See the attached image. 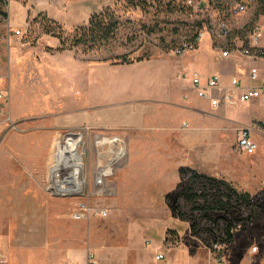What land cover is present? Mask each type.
Returning <instances> with one entry per match:
<instances>
[{
	"label": "rangeland",
	"instance_id": "1",
	"mask_svg": "<svg viewBox=\"0 0 264 264\" xmlns=\"http://www.w3.org/2000/svg\"><path fill=\"white\" fill-rule=\"evenodd\" d=\"M11 1L0 0V94L7 97L0 118L4 264H69L72 250L85 252L87 247L98 264H170L164 254L162 261L155 258L171 247L186 252L199 247L210 253L211 241L193 237L190 224L171 210L172 199L189 183L180 170L224 180L247 196L259 208L260 218L254 224L241 223L234 237L264 253V98L255 106L227 108L224 117L199 112L189 116L166 104L176 70L186 67L189 73L205 74L207 65L219 58L212 47L226 50L245 43L252 26L260 25L264 41L261 0H194L191 8L184 0H143V8L136 10L115 9L111 0L109 7L122 23L118 36L108 49L84 55L48 48L59 42L44 35L42 17L10 31L6 12ZM99 1L103 5L109 0ZM239 3L247 11L233 18L231 10ZM173 5L178 11L169 13ZM182 7L190 13H182ZM221 23L228 27L223 39ZM73 28L62 26V31L68 35ZM16 31L23 36H15ZM200 31L205 37L197 48H186ZM116 55L134 63L152 62L141 70L93 69L114 65L118 61L111 57ZM236 60L244 67L248 63L241 56ZM219 61L222 68L224 60ZM255 67L264 76V60L255 61ZM114 102L145 109L144 117L136 126L116 130L82 125L100 111L83 109ZM29 116L36 119L27 121ZM243 128L251 130L257 145L252 156L237 148ZM78 135L83 139L77 151L83 161L85 197L55 194L50 168L54 163L58 167L61 158L56 153L54 162V152ZM103 141L110 143L100 147ZM120 151L122 156L107 171L110 176L97 185L99 171ZM178 207L190 213L182 199ZM240 211L242 217L248 215L245 208ZM101 212L107 216L95 215Z\"/></svg>",
	"mask_w": 264,
	"mask_h": 264
},
{
	"label": "crops",
	"instance_id": "2",
	"mask_svg": "<svg viewBox=\"0 0 264 264\" xmlns=\"http://www.w3.org/2000/svg\"><path fill=\"white\" fill-rule=\"evenodd\" d=\"M111 0L107 1L105 4L101 5L99 0H12L8 4L7 9V27L11 31L14 28H23L29 25V21L38 17V15H44L47 19L57 22L64 28L76 27L78 23L84 22L86 24L91 15L100 12L103 8L109 7L111 5ZM83 24V25H84ZM53 38H50V40ZM56 40V39H55ZM49 44V41H47ZM248 43V40H247ZM49 46V45H48ZM58 45H50L48 48L55 49ZM243 46V43L239 46L234 47V49H239ZM261 46L264 47V41L261 42ZM220 47L213 48L217 52V56L220 58V52L222 50ZM240 57L238 53L233 52L227 59L224 60L222 68H218L221 61L219 58L215 59L212 65H207V72L205 74H200L203 79H207L213 76L219 78V89L220 92H233L235 95L244 92L249 88H258L262 81H264V76L260 75L259 70L255 67V62L245 63L243 65L238 64L236 58ZM243 58V57H242ZM264 60V59H263ZM218 61V62H216ZM152 61H143L134 63L131 65H100L97 68L112 71H131V70H141L147 69V66L151 64ZM216 66V67H215ZM218 68V69H217ZM250 68H256L259 73V81L256 83H251L248 79V73ZM90 69V70H93ZM186 71V67H181L180 70H176L171 79V93L167 96L169 100L166 103L169 107L173 109H181L185 111L188 115H193L195 112L203 113L209 116L224 117L228 110L226 107L219 109H213L210 107L209 103L199 101L195 98L194 93L191 90L190 80L182 81L178 78V74L182 71ZM237 79L240 83L238 89H234L231 86V81ZM146 82L149 80L144 79ZM117 96V95H116ZM261 99L257 100L260 101ZM253 101L247 105L255 106ZM160 103V102H159ZM243 106V105H240ZM238 106V107H240ZM87 110H100L97 115H94L91 119L87 118L83 121L82 125L87 128H106L110 130H116L120 127L127 126L128 128L136 126L141 121L140 118L144 117L145 109H138L137 107L132 108L128 103L114 102L109 106L95 107ZM216 112V113H215ZM189 115V116H191ZM49 117V116H45ZM36 118L29 119L27 121L35 120ZM76 126H79L78 124ZM34 130V129H33ZM35 129L34 131H36ZM52 130L59 131V127L55 125ZM55 138V136L53 137ZM56 152H54L53 160H56ZM245 243V242H244ZM246 244V243H245ZM245 244H242L238 237H234L232 243L227 247H222V261L218 262L215 259V255L204 251L202 248L194 249L191 251L188 248L181 249L180 247L166 248L163 254L169 257L170 264H264V253L260 252L258 248L255 252L253 249ZM91 251L89 247L85 252L81 250H72L68 256L69 264H86L87 252ZM160 251L157 252V254ZM255 252V253H253ZM260 252V253H259Z\"/></svg>",
	"mask_w": 264,
	"mask_h": 264
},
{
	"label": "trees",
	"instance_id": "3",
	"mask_svg": "<svg viewBox=\"0 0 264 264\" xmlns=\"http://www.w3.org/2000/svg\"><path fill=\"white\" fill-rule=\"evenodd\" d=\"M261 1L263 4V0ZM143 2V0H114V8L142 9L143 4H145ZM171 7L169 13L178 11L174 5ZM112 10L110 7H105L100 12L94 13L86 24L73 28V31L68 35L63 33L62 25L47 19L44 15L40 14L38 17H42V21L46 25L43 30L44 35L59 42L58 52L80 51L84 55L108 49L117 38L122 23ZM179 10L182 13H190L185 7ZM49 26L58 28L59 33ZM198 33H195L186 42V48L191 47L192 50L197 48L194 43ZM247 45V41L243 43V46ZM230 49L234 50V48ZM111 59L118 61L114 65H131L134 63V61H128L125 55H116ZM142 60L139 59L136 62ZM180 174L181 176H189V183L179 195L172 199L171 210L178 219L190 224L193 237L201 239L203 243L207 244L206 240L203 239L207 237L213 245L219 244L221 247H227L232 243L234 234L241 223L254 224L259 220V208L247 196L235 191L232 185L226 181L184 170H180ZM180 199L187 204L189 214L179 210L178 202ZM241 208L248 210L246 217H242ZM215 213L221 214V216L213 217ZM210 248L212 249V247ZM221 252L219 256L222 257Z\"/></svg>",
	"mask_w": 264,
	"mask_h": 264
},
{
	"label": "built area",
	"instance_id": "4",
	"mask_svg": "<svg viewBox=\"0 0 264 264\" xmlns=\"http://www.w3.org/2000/svg\"><path fill=\"white\" fill-rule=\"evenodd\" d=\"M185 5L187 7H195L194 0H184ZM263 6H264V0H263ZM247 11V6L243 3L237 4L232 10H231V16L233 18H237L240 15L244 14ZM226 23H221L219 26L220 29V37L223 39L228 34ZM15 36H23L21 35L20 31H16ZM205 37V33L199 32L195 39V46H198L200 42ZM22 38L23 44H26L27 42ZM263 38V34L261 32L260 25H256L253 27V30L248 38V45L247 46H241L239 49H226L222 50L220 54L221 59H227L233 52L238 53L241 57L246 59L248 62L253 63L258 60L264 59V47L261 46V41ZM192 50V48H189ZM177 54H181V51L178 50L176 52ZM178 78L181 80L188 79L190 80L191 84V90L194 93V96L197 100L207 102L209 103L210 107L213 109H219L222 107L226 108H234L238 107L240 105H247L252 103L253 101H257L261 98H264V81L261 82L260 86L258 88H249L245 90L244 92H240L238 94H234L233 92H220L219 89V78L216 76L203 79V77L193 71V72H187L182 71L179 73ZM248 79L251 83H256L259 81V73L256 68H250V71L248 73ZM231 86L234 89H238L240 86V83L237 79H233L231 81ZM7 97H4L0 94V118H2L3 114V104L6 102ZM107 143H99L100 147H103ZM237 148L240 152L247 156H252L257 152V145L253 142L251 139V130L247 128H243L239 131L238 140H237ZM117 155L113 154V159L107 162V166L105 168H102L96 177V184L102 185L105 178L110 176V166H112L117 160ZM80 196L85 197V193L83 189H80L79 192H75L74 189L69 188L67 192L63 194V196ZM84 208V206H82ZM96 216H103L106 217L105 212L96 213ZM222 251V247L219 244L213 245L211 249V254L214 253L215 259L218 262L222 261V257L219 256V253ZM156 261H162L165 259V256L163 253H160L156 256ZM3 256L0 254V264H4ZM86 264H98L96 261V257L94 253L88 251L86 256Z\"/></svg>",
	"mask_w": 264,
	"mask_h": 264
},
{
	"label": "bare ground",
	"instance_id": "5",
	"mask_svg": "<svg viewBox=\"0 0 264 264\" xmlns=\"http://www.w3.org/2000/svg\"><path fill=\"white\" fill-rule=\"evenodd\" d=\"M73 137L68 138L64 143L60 144L57 150L61 158V164L57 167L54 163L50 168V183L52 184L54 193L58 195H63L69 188L74 189L75 192H79L85 185L83 180V161L81 155L77 151L83 139L81 135L75 138ZM103 143L106 142L103 141ZM122 154L123 151H120L116 159H119ZM65 185L67 187H65Z\"/></svg>",
	"mask_w": 264,
	"mask_h": 264
}]
</instances>
